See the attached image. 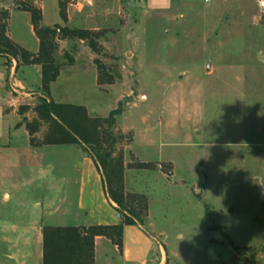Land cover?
I'll return each mask as SVG.
<instances>
[{
  "label": "rangeland",
  "instance_id": "374dc122",
  "mask_svg": "<svg viewBox=\"0 0 264 264\" xmlns=\"http://www.w3.org/2000/svg\"><path fill=\"white\" fill-rule=\"evenodd\" d=\"M34 1L39 3L12 0L14 6ZM60 1L82 4L88 17L78 26L99 34L100 51L93 53L85 42L90 52L80 50L75 39L66 51L57 46L55 63L61 72L53 99L83 106L93 117L117 110L114 132L120 135L122 157L131 132H121L118 123L140 130L144 115L149 128L169 132L172 147L159 152L173 163V171L166 164L153 170L167 178L173 172L172 177L166 180L149 169L137 178L147 200L148 218L141 223L165 245L168 264H264V199L259 198L264 194V23L253 0ZM55 2L40 0L42 26L59 23ZM8 30L15 41L32 48L28 13L12 11ZM74 51L79 53L72 64L64 54L76 55ZM94 60L112 78L100 89ZM2 69L0 65V100L5 97ZM20 77L15 69L8 75L9 97L0 102V224L18 226L31 216L33 204L44 199L54 208L62 198V209L74 215L82 175L79 147L39 144L45 126L29 143L25 124L48 97L36 75H30L29 86L20 84ZM4 106L15 114L2 116ZM37 177L32 185L23 184ZM43 178L57 184L42 185ZM228 240L251 252L237 255Z\"/></svg>",
  "mask_w": 264,
  "mask_h": 264
},
{
  "label": "crops",
  "instance_id": "0c3cea01",
  "mask_svg": "<svg viewBox=\"0 0 264 264\" xmlns=\"http://www.w3.org/2000/svg\"><path fill=\"white\" fill-rule=\"evenodd\" d=\"M56 5V14L59 20V23L54 22L51 25H44V27H52L54 25L66 26L70 29L78 28L93 31V29L88 27H80L79 24H83L88 17L85 12H83V6L81 3L76 2L75 4H70L65 8V21L60 18L59 9H58V1L55 0ZM90 4V0L86 1ZM27 4H31L41 12V22H42V8L39 3L35 1ZM0 10L7 11L8 18L12 11H21L17 6L13 5L12 0H0ZM25 12V11H21ZM28 13V12H26ZM29 15V13H28ZM30 21V15H29ZM30 31L34 37V42L32 48L28 49L19 41H15L9 33L8 30V19L6 21V35L7 37L16 45L20 46L23 49H26L28 52L32 54H36L38 51L39 43L38 39L33 32V28L30 22ZM63 44V46H62ZM71 44V40H57L58 49L66 51V46ZM74 45L78 46L80 50L89 51L85 46L84 42L77 40L73 42ZM76 52V55H71L73 57L72 60L74 64L76 59L74 57L77 56L79 52ZM90 52V51H89ZM64 53V52H63ZM62 53V54H63ZM57 55H59V51H57V47L54 51V60ZM0 65L2 66L1 75L3 78V85L5 87V97L0 100L3 104H5L7 98L9 97V86L7 83L8 75L16 70V72H21V77L17 81L24 85L29 86L31 81L29 79L30 75L34 74L39 79L40 86V66L39 65H24L19 66L17 64L18 61L12 59L10 57L0 55ZM93 54L91 53V57L89 60L93 62ZM70 64V65H72ZM93 65V64H92ZM93 70L96 73V68L93 66ZM61 72V67H59V74ZM59 76V75H58ZM58 78V77H57ZM56 78V80H57ZM56 80L50 85V92L48 100H52L56 103H64L55 101L53 99V87L56 83ZM96 83H97V74H96ZM32 84V83H31ZM34 84V83H33ZM35 85V84H34ZM98 85V84H97ZM37 86V85H35ZM109 86V85H108ZM99 89L101 85H98ZM111 87V86H109ZM135 103L132 105L134 106ZM115 110V109H114ZM15 114L13 110H10ZM7 106L2 107L1 115L4 116L8 112ZM91 116L90 114H88ZM93 117V116H91ZM121 117V116H120ZM120 117L118 119H120ZM191 118V116H189ZM141 124L144 126L142 129H134L132 127H127L122 123H118L119 130L123 133L131 132V141L130 143L124 147L123 149V164H124V173H123V188L125 193L139 194L140 189L137 187V179L139 173H148L149 169H138L132 166L133 163H142V164H166L173 171V163L167 157L161 154L163 148L172 147L169 146L172 141L168 140L169 132L168 130H156L148 127V118L147 116L141 117ZM195 128V127H194ZM195 130V129H194ZM191 135L193 134L192 130H189ZM27 134V133H26ZM167 135V139L165 141L162 140V137ZM28 137V135H27ZM77 146V145H76ZM79 147V146H77ZM82 151L81 162L78 164V167L82 169V175L78 179V198L76 201V213L73 215L66 209H62V201L60 198L58 202L55 203L54 208H52V204L49 203L51 200L44 199L40 203H34V211L31 212V216L27 219V221L18 226L14 223L12 224H0V264H3V261L9 262V264H42V227L43 226H75V227H88L93 225H117L121 222L120 217L117 216L119 214L116 211V205L110 201L107 197L103 176L101 171L97 168L96 163L93 159L83 151L81 147H79ZM158 148L157 150H155ZM139 152V153H138ZM152 152L158 153L156 157L151 155ZM142 154V155H140ZM157 158V159H155ZM200 169L202 168L201 162L199 163ZM157 174L162 175V177L166 180H169L172 177L173 172L169 178L165 176L159 170H153ZM142 178V177H141ZM40 178H27L24 179L23 184L32 185ZM58 181V180H57ZM11 183V182H9ZM62 183V181H58V184ZM53 184H57V182L53 183L51 180H47V178H43L42 185L51 186ZM15 188L16 184H11ZM1 187L3 185L0 184ZM2 199L4 202H8L10 200L9 194L5 191L6 189H2ZM201 192V189H200ZM37 209V210H36ZM81 213V215H80ZM80 215V216H79ZM81 217V218H80ZM52 218H57L60 220H67L68 218L72 219L69 223H65L64 221H59V223H51ZM145 219L148 218V213L146 211ZM4 249V250H2ZM168 251L166 247L161 241H159L158 236L152 232H149L145 229L142 223H136L135 225H127L122 229V248L121 251L117 249L108 239L97 236L94 238V264H168Z\"/></svg>",
  "mask_w": 264,
  "mask_h": 264
},
{
  "label": "trees",
  "instance_id": "16d2710c",
  "mask_svg": "<svg viewBox=\"0 0 264 264\" xmlns=\"http://www.w3.org/2000/svg\"><path fill=\"white\" fill-rule=\"evenodd\" d=\"M18 9L28 12L33 32L38 39L36 54L13 43L6 35L7 11L0 10V55L15 59L22 65L40 66V89L49 97L50 85L59 75V67L54 60L57 40H80L97 54L100 51L96 39L99 34L85 29L68 28L54 25H41V12L31 4H17ZM65 4L58 0L60 18L65 21ZM71 63L72 58L65 53ZM97 73V84L112 83V78L104 66L94 60ZM25 109H19V113ZM35 117L25 124L29 143L36 142V134L41 126L46 129L40 145L65 146L77 145L96 163L103 176L107 197L116 205L121 216L117 225L75 226H43L42 227V264H94V238L108 239L119 251L122 248V229L127 225L141 223L146 215L147 200L144 195L125 193L123 188L124 164L118 147L120 135L114 132V117L117 110L111 111L107 117H91L85 107L69 103H56L41 99L34 110ZM138 169H153V164L133 163ZM224 238L227 235L215 228ZM228 245L240 256L251 252L249 248L235 246L228 240ZM252 255V254H251Z\"/></svg>",
  "mask_w": 264,
  "mask_h": 264
},
{
  "label": "built area",
  "instance_id": "2783aa9c",
  "mask_svg": "<svg viewBox=\"0 0 264 264\" xmlns=\"http://www.w3.org/2000/svg\"><path fill=\"white\" fill-rule=\"evenodd\" d=\"M203 1L204 3H208V2H211L212 0H203ZM253 2L256 8L258 20L264 23V0H253ZM11 89L13 91H16L14 85H11ZM168 175H169V172H168ZM117 216L120 217V214H117Z\"/></svg>",
  "mask_w": 264,
  "mask_h": 264
},
{
  "label": "water",
  "instance_id": "95a60500",
  "mask_svg": "<svg viewBox=\"0 0 264 264\" xmlns=\"http://www.w3.org/2000/svg\"><path fill=\"white\" fill-rule=\"evenodd\" d=\"M206 70L208 71L209 70V63L207 64V66H206ZM258 180V179H257ZM259 181V180H258ZM259 186V190H260V185H258ZM259 198H260V200H262V199H264V194H262V193H260L259 194Z\"/></svg>",
  "mask_w": 264,
  "mask_h": 264
}]
</instances>
